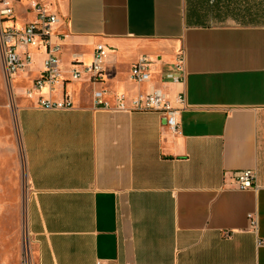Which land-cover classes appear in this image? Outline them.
I'll list each match as a JSON object with an SVG mask.
<instances>
[{"label": "crops", "instance_id": "1", "mask_svg": "<svg viewBox=\"0 0 264 264\" xmlns=\"http://www.w3.org/2000/svg\"><path fill=\"white\" fill-rule=\"evenodd\" d=\"M46 3L59 18L52 42L61 44L66 80L27 99L45 57L34 48L33 72L12 82L32 262L264 264V0ZM18 10L19 22H29ZM99 44L109 48L105 80H70L74 59L91 64ZM182 54L185 82L175 83L166 76L179 73ZM143 56L151 80L137 84L131 68ZM151 88L181 109L178 133L164 112L95 105L99 91L114 108L118 95ZM64 92L72 109L39 105L40 96L61 100ZM248 169L256 187L231 188L226 173Z\"/></svg>", "mask_w": 264, "mask_h": 264}, {"label": "built area", "instance_id": "2", "mask_svg": "<svg viewBox=\"0 0 264 264\" xmlns=\"http://www.w3.org/2000/svg\"><path fill=\"white\" fill-rule=\"evenodd\" d=\"M22 5L25 15H35L26 23H20L18 6ZM59 18L52 12L46 0H0V50L3 59L4 77L9 87L13 80L20 74L30 72L33 68V49L43 50L45 57L39 78L32 81L25 88L24 96L33 101V97L44 90L54 92L58 86L64 84L65 78L61 67V44L52 42V33L58 24ZM109 54V48L99 44L94 50L93 61L89 65L81 63L78 59L72 62L70 74L72 81L88 78L91 82L101 83L106 78L105 64ZM184 57L177 59L176 71L178 74L169 73L166 78L175 83H184ZM131 78L137 84H144L151 80V61L141 57L131 68ZM95 105L98 108L112 111H158L166 115V125L173 133L179 132L178 115L180 108L171 105L167 96L160 90L151 88L146 94L128 98L126 94L116 97V105L113 108L104 99V92L95 93ZM39 105L46 110H68L73 108L71 97L64 92L61 100H51L40 96ZM175 102L185 105V97L179 94ZM231 178L230 187L245 191L256 187L257 174L255 170H238L227 172ZM252 229L258 228V221L254 215H249ZM262 244V243H260ZM21 264H34L30 246L24 250V258ZM98 264H107L98 262Z\"/></svg>", "mask_w": 264, "mask_h": 264}, {"label": "rangeland", "instance_id": "3", "mask_svg": "<svg viewBox=\"0 0 264 264\" xmlns=\"http://www.w3.org/2000/svg\"><path fill=\"white\" fill-rule=\"evenodd\" d=\"M32 18L27 16L29 21ZM1 63L0 50V264H21L24 250L30 246L28 178L19 107L14 102L17 86L6 85Z\"/></svg>", "mask_w": 264, "mask_h": 264}]
</instances>
